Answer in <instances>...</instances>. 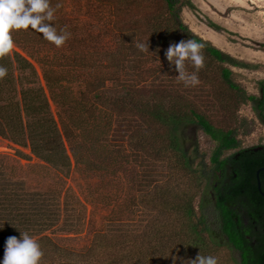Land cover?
I'll list each match as a JSON object with an SVG mask.
<instances>
[{
  "label": "trees",
  "instance_id": "1",
  "mask_svg": "<svg viewBox=\"0 0 264 264\" xmlns=\"http://www.w3.org/2000/svg\"><path fill=\"white\" fill-rule=\"evenodd\" d=\"M62 1L50 0V4L62 9ZM85 4L87 14L110 23L108 27L115 41L102 44L99 51L95 45L97 37L87 31L89 25L77 22L61 10L62 15L55 16L53 23L58 31L67 30L71 36L64 43V50L58 47L59 57L67 61L73 58L75 67H70L75 72L94 59L95 64H104L107 75L102 77L96 70L91 73L92 81L80 76L82 89L74 92L69 84L74 75L47 69L43 78L74 161L85 168L92 160L106 161L114 168L111 178L124 170L129 185L123 199L112 207V215L106 216L113 229L95 232L98 239L95 248L87 256L82 255L78 264H175L173 244L185 248L183 257L195 259L192 257L198 253L207 256L210 246L222 238L221 234L242 251L239 264H264V231L244 238L240 233L243 215L238 206L232 207L238 196L243 195L242 203L251 220L258 221L264 212V198L259 197L254 185L255 168L264 165V153L253 150L254 147L240 148L237 131L247 126V121L240 118L236 123L239 104L251 102L256 118L264 124V79L256 81L257 94L247 92L235 80L232 66L252 68V65L221 50L183 22L182 7H194L189 0H87ZM207 25L222 30L210 20ZM41 35L31 28L12 31L18 45L53 44ZM188 38L205 44L202 50L205 64L199 69L200 83L195 87L178 82L174 65L170 66L164 55L170 43ZM137 41H148L149 51H140ZM185 64L188 71L195 70L191 61ZM0 65L8 69L7 75L0 78V135L21 145L29 144L36 156L67 170L70 157L49 111L48 99L36 85L32 65L17 53L0 57ZM14 69L22 75L17 80L21 85L18 100ZM128 73L135 78L124 79ZM74 93L78 97H73ZM214 101L219 104L215 111L223 112L220 118H214L216 114L212 113ZM103 105L115 107L114 110L120 108L115 111L118 120L115 128L114 112ZM22 113L27 118L24 124ZM91 118L99 123L90 126ZM188 127L203 132L213 141L208 159L199 150L196 136L188 138L184 134ZM223 169L236 175L230 185L235 193L230 192L215 203L210 191L218 171ZM260 174L264 189V171ZM161 175L167 179L159 183ZM3 186L2 183L0 225L4 227L0 229V255L4 254L7 237H19V232L25 231L37 236L56 224L59 217L56 203L38 191L17 193L12 187ZM117 190L112 194L114 200L118 197ZM137 205L143 207L139 214L142 219L137 218L140 222L133 219ZM252 238H255L253 245ZM35 239L43 251L40 264H56L57 245L48 236ZM73 262L68 259L64 264Z\"/></svg>",
  "mask_w": 264,
  "mask_h": 264
},
{
  "label": "rangeland",
  "instance_id": "2",
  "mask_svg": "<svg viewBox=\"0 0 264 264\" xmlns=\"http://www.w3.org/2000/svg\"><path fill=\"white\" fill-rule=\"evenodd\" d=\"M87 0H63L62 9H58L57 4L52 5L56 9L55 16H61L62 11L66 12L67 16L74 17L81 24H88L87 31L94 37H97L95 45L101 51L102 44L114 42L115 37L111 35L110 28L106 19L100 20L87 14ZM193 4V8L183 6L180 12L183 22L196 34L204 39L209 40L213 45L221 50L228 52L234 58L252 65V68L231 67L234 72L235 80H237L251 94H257L256 81L264 79V0H189ZM60 10V11H59ZM92 12V10H91ZM212 21L219 25L222 30L216 31L207 25V21ZM105 29H107L105 31ZM101 40V42H100ZM15 44V43H14ZM62 47L66 48L63 44ZM64 50V49H63ZM61 49L55 44H40L18 45L10 52L27 59L32 65L35 73L36 85L40 86L44 95L48 99L49 111L56 122L59 133L62 135L66 153L70 157V165L66 170H62L36 156L31 152L30 145H21L10 138L0 135V187L6 189L13 188L17 193L25 191H38L41 196L48 198L56 203V211L59 215L56 224L42 233L34 236H48L50 240L56 244L58 255L54 263L64 264L65 260L73 259V264H78V259L82 255L88 254L90 249L95 248L96 238L95 232L106 231L111 228L110 222L106 218L107 214L112 215V207L119 204L120 198L124 197L126 187L129 185L124 171H117L115 178H111V173L114 168L107 164L106 161L99 162L97 160L90 161L91 164H77L71 156L69 146L64 138L62 126L59 121L57 109L49 99L48 88L45 85L43 71L53 69L59 73L74 75L69 81L70 89L74 92L77 88L82 89L80 79L85 78L92 81L91 73L96 70L100 71V76H105L106 69L98 62L95 64L90 61L87 67H82L75 72L73 67L75 63L72 60L67 61L63 57H59ZM94 51V50H90ZM68 54V52H66ZM72 61V62H71ZM103 61V60H102ZM104 62V61H103ZM94 64V66L89 67ZM15 65V62L13 63ZM96 65V67H95ZM75 72V73H74ZM74 73V74H73ZM80 73V75L78 74ZM107 75V74H106ZM15 81L22 77L21 73L14 69L13 74ZM80 76L82 78H80ZM68 77V76H67ZM132 80L135 77L131 74H126L124 79ZM16 99L20 98L21 85L16 82ZM106 84H109L108 82ZM73 97H78L77 93ZM92 93H89V97ZM92 99V98H91ZM90 99V100H91ZM204 99V97H203ZM208 101L213 99L206 98ZM207 101V102H208ZM206 102V103H207ZM100 105V104H99ZM101 106V105H100ZM103 108L111 109L114 112L113 128L116 127L118 120L115 116V111L120 108L103 105ZM213 110H218L219 104L214 101ZM216 115L214 118H220L223 112H212ZM22 123L26 122V116L22 113ZM240 118L247 121V126L238 128L237 137L240 139V146L252 147L256 144L264 143V124H262L255 116V112L251 102L241 103L238 106L236 113V123ZM92 123H99L98 120L89 119ZM25 129V128H24ZM246 130V131H244ZM184 134L188 138L196 136L199 150L204 153L206 159L209 158L213 141H211L203 132L195 128L188 127L184 130ZM110 137V136H109ZM113 143V142H111ZM114 144V143H113ZM125 146V142L123 143ZM126 148V147H125ZM227 153V152H226ZM91 158V156H90ZM124 169L127 167L123 165ZM127 170V169H126ZM167 177L161 175L159 183H162ZM9 185L6 184L7 181ZM6 181V182H5ZM18 181V182H15ZM180 181V180H179ZM118 183L117 186H110L109 183ZM16 183V184H15ZM173 184V182H172ZM108 185V186H107ZM174 185V184H173ZM21 187L23 190L21 191ZM116 192L117 200L112 194ZM120 194V197H119ZM194 202L197 208L198 197ZM206 207V205H204ZM209 208V205L206 207ZM143 207L136 206V215L133 217L135 221L142 219L139 214ZM129 218L126 217V220ZM143 222V220H141ZM140 222V221H137ZM126 225H124V228ZM179 227V226H177ZM214 226V223L212 224ZM218 240V241H217ZM216 243L210 246V251L207 256H214L217 259V264H239V256L236 251L231 249L229 243L222 238H217ZM97 248V247H96ZM173 259L175 264H190V257H183L185 248L183 246L173 244ZM97 253L102 254L99 247ZM3 255H0V258ZM87 256V255H86ZM84 256V257H86ZM90 256V255H88ZM195 258V257H192ZM235 259V261H233Z\"/></svg>",
  "mask_w": 264,
  "mask_h": 264
},
{
  "label": "clouds",
  "instance_id": "3",
  "mask_svg": "<svg viewBox=\"0 0 264 264\" xmlns=\"http://www.w3.org/2000/svg\"><path fill=\"white\" fill-rule=\"evenodd\" d=\"M59 7V5H57ZM55 11L50 0H0V57L10 53L15 47L12 37L13 30L29 29L42 34V38L52 42L57 47L62 46L71 36L67 30H57L53 21ZM140 51H149L148 41H137ZM205 44L196 39H181L172 42L164 51L170 66L175 67L178 82L186 87H195L200 83L199 69L204 67ZM185 61H191L194 71H188ZM7 67L0 65V78L7 75ZM4 224L0 225V229ZM19 237L13 235L5 240L3 258L0 264H40L43 251L36 239L27 231L19 232ZM190 264H217L214 256H203L199 253L195 259L188 260Z\"/></svg>",
  "mask_w": 264,
  "mask_h": 264
},
{
  "label": "flooded vegetation",
  "instance_id": "4",
  "mask_svg": "<svg viewBox=\"0 0 264 264\" xmlns=\"http://www.w3.org/2000/svg\"><path fill=\"white\" fill-rule=\"evenodd\" d=\"M252 147H254L253 150L264 153V143L256 144L255 146H252ZM240 148H245V146H240ZM261 168H264V165H258L255 168V184L254 185H255V190L257 191V194L259 195V197L264 198V189L262 188V181H261V174H260V172L264 171V169H261ZM257 170H259L258 175L256 173ZM235 177H236L235 174L230 175L226 169L218 171L217 180L214 181L213 187L210 191V197L213 202L217 203L219 200H221L225 195L229 194L230 192L235 193L230 187L231 181ZM258 180H259V188H258ZM242 199H244L243 195L238 196L236 201H234L235 206L233 205L232 207L238 206L240 212L242 213L243 216H242V224H241L240 233H243L244 238L249 239L252 233L264 231V212L260 214V216H258L259 218L258 221L253 220V219L251 220V216L247 213V207L245 209L244 204L242 203L243 201H245V199L243 201ZM221 235H222V238H224V240L227 241L226 236L224 234H221ZM254 241H255V238H252L251 245H253ZM229 245L231 249H233L234 251L238 253V256L241 255L242 251L240 252V249L234 248L230 243ZM244 252L246 251L244 250Z\"/></svg>",
  "mask_w": 264,
  "mask_h": 264
},
{
  "label": "water",
  "instance_id": "5",
  "mask_svg": "<svg viewBox=\"0 0 264 264\" xmlns=\"http://www.w3.org/2000/svg\"><path fill=\"white\" fill-rule=\"evenodd\" d=\"M261 169H264V168H261ZM258 171H259V170H257V172H256V173H257V175H258ZM258 188H259V180H258Z\"/></svg>",
  "mask_w": 264,
  "mask_h": 264
}]
</instances>
